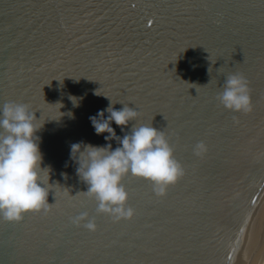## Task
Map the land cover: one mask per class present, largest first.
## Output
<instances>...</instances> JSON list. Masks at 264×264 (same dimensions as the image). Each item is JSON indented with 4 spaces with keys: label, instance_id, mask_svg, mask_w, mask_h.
<instances>
[{
    "label": "water",
    "instance_id": "water-1",
    "mask_svg": "<svg viewBox=\"0 0 264 264\" xmlns=\"http://www.w3.org/2000/svg\"><path fill=\"white\" fill-rule=\"evenodd\" d=\"M231 74L248 82L249 113L218 99ZM111 101L139 113L124 132L113 122L117 136L152 125L184 168L163 197L124 176L130 220L97 212L70 156L108 143L89 117ZM7 102L41 127L50 211L0 218V264H264V0H0ZM84 212L95 231L73 224Z\"/></svg>",
    "mask_w": 264,
    "mask_h": 264
},
{
    "label": "clouds",
    "instance_id": "clouds-1",
    "mask_svg": "<svg viewBox=\"0 0 264 264\" xmlns=\"http://www.w3.org/2000/svg\"><path fill=\"white\" fill-rule=\"evenodd\" d=\"M218 99L229 110L252 111L250 89L243 75L227 76ZM75 101L78 103L77 98ZM112 105L111 101L106 109L89 117L95 133L103 135L108 143L74 142L70 156L78 165L79 179L87 185L84 192L97 201V212L115 221L130 220L135 210L127 205L128 192L122 184L124 176L131 173L150 181L156 196L163 197L168 187L183 177L184 168L174 158L165 133L152 125L132 127L130 133L117 136L113 122L124 132L139 113L128 105L120 109ZM34 119H37L35 114L23 103L7 102L0 110V218L9 223L20 222L29 212L50 211L48 189L41 178L42 170L49 168L41 166L43 155L40 138L36 135L41 127H37ZM112 140H117L119 146L113 149ZM194 151L196 155H203L207 146L200 141ZM72 222L83 223L90 231L96 230L95 220L88 218L86 212L73 217Z\"/></svg>",
    "mask_w": 264,
    "mask_h": 264
},
{
    "label": "bare ground",
    "instance_id": "bare-ground-1",
    "mask_svg": "<svg viewBox=\"0 0 264 264\" xmlns=\"http://www.w3.org/2000/svg\"><path fill=\"white\" fill-rule=\"evenodd\" d=\"M260 216H264V196L262 197L258 205H256V212L254 217Z\"/></svg>",
    "mask_w": 264,
    "mask_h": 264
},
{
    "label": "snow or ice",
    "instance_id": "snow-or-ice-1",
    "mask_svg": "<svg viewBox=\"0 0 264 264\" xmlns=\"http://www.w3.org/2000/svg\"><path fill=\"white\" fill-rule=\"evenodd\" d=\"M52 205V204H51Z\"/></svg>",
    "mask_w": 264,
    "mask_h": 264
}]
</instances>
